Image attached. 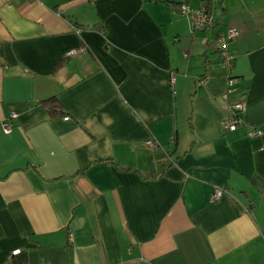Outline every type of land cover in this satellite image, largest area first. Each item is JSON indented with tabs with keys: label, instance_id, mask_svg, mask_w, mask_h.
<instances>
[{
	"label": "crops",
	"instance_id": "crops-1",
	"mask_svg": "<svg viewBox=\"0 0 264 264\" xmlns=\"http://www.w3.org/2000/svg\"><path fill=\"white\" fill-rule=\"evenodd\" d=\"M0 264H264V0H0Z\"/></svg>",
	"mask_w": 264,
	"mask_h": 264
},
{
	"label": "built area",
	"instance_id": "built-area-1",
	"mask_svg": "<svg viewBox=\"0 0 264 264\" xmlns=\"http://www.w3.org/2000/svg\"><path fill=\"white\" fill-rule=\"evenodd\" d=\"M154 1V0H151ZM176 10L183 14L189 23L190 29H202L210 28L213 25V19L209 11L204 5H200L197 8H190L185 3H179L176 5ZM77 32V28H72ZM239 35L237 28L228 26L223 31L218 32L214 38V48L217 52L220 65L226 70L225 77V86L222 93V98L228 99L231 94H233L240 81L239 78L230 76V71L232 69L233 55L230 52V45ZM84 50L83 45L76 46L74 48L66 51V55H71L76 52ZM173 81V75L170 76V82ZM245 104L243 99L229 101L228 108L224 116L219 120L220 130L223 132L234 131L238 126L242 124V119L240 114L244 111ZM67 117H64L66 119ZM7 124H4V127L7 128ZM246 137H253L260 134V131L257 129L248 128L245 130ZM152 144V142H148ZM222 193L221 189H214L211 195V200L217 199ZM18 250L12 251V254H16Z\"/></svg>",
	"mask_w": 264,
	"mask_h": 264
},
{
	"label": "trees",
	"instance_id": "trees-1",
	"mask_svg": "<svg viewBox=\"0 0 264 264\" xmlns=\"http://www.w3.org/2000/svg\"><path fill=\"white\" fill-rule=\"evenodd\" d=\"M232 67H233V65H232ZM230 76H232V77H236V78H239L238 76H236V75H234V74L232 73V69H231V71H230ZM244 136H245V134H244Z\"/></svg>",
	"mask_w": 264,
	"mask_h": 264
}]
</instances>
